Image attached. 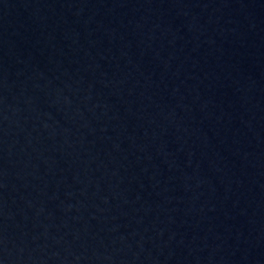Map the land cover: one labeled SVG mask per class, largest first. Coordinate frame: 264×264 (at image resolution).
Masks as SVG:
<instances>
[{"label": "water", "instance_id": "1", "mask_svg": "<svg viewBox=\"0 0 264 264\" xmlns=\"http://www.w3.org/2000/svg\"><path fill=\"white\" fill-rule=\"evenodd\" d=\"M0 264H264V0H0Z\"/></svg>", "mask_w": 264, "mask_h": 264}]
</instances>
